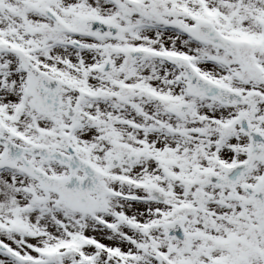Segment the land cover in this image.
<instances>
[{
	"label": "snow or ice",
	"instance_id": "1",
	"mask_svg": "<svg viewBox=\"0 0 264 264\" xmlns=\"http://www.w3.org/2000/svg\"><path fill=\"white\" fill-rule=\"evenodd\" d=\"M0 264H264V0H0Z\"/></svg>",
	"mask_w": 264,
	"mask_h": 264
}]
</instances>
